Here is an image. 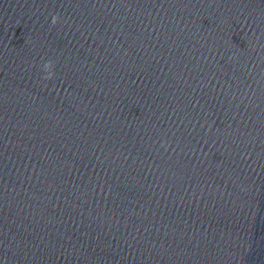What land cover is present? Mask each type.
<instances>
[{
	"label": "water",
	"instance_id": "1",
	"mask_svg": "<svg viewBox=\"0 0 264 264\" xmlns=\"http://www.w3.org/2000/svg\"><path fill=\"white\" fill-rule=\"evenodd\" d=\"M0 264H264V0H0Z\"/></svg>",
	"mask_w": 264,
	"mask_h": 264
},
{
	"label": "clouds",
	"instance_id": "2",
	"mask_svg": "<svg viewBox=\"0 0 264 264\" xmlns=\"http://www.w3.org/2000/svg\"><path fill=\"white\" fill-rule=\"evenodd\" d=\"M58 15H53L52 18H51V24L53 26H55L57 23H58ZM54 69V62L49 60V61H46L43 65H42V70L43 72L45 73L43 79L44 80H51L53 79L55 73L53 71Z\"/></svg>",
	"mask_w": 264,
	"mask_h": 264
}]
</instances>
